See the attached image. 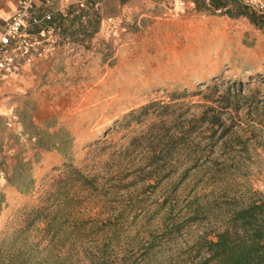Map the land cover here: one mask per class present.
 Listing matches in <instances>:
<instances>
[{"label": "rangeland", "instance_id": "374dc122", "mask_svg": "<svg viewBox=\"0 0 264 264\" xmlns=\"http://www.w3.org/2000/svg\"><path fill=\"white\" fill-rule=\"evenodd\" d=\"M97 3L94 32L0 88V264H192L264 199V31L186 0ZM69 133L66 159L37 146ZM68 165L93 184L53 198Z\"/></svg>", "mask_w": 264, "mask_h": 264}, {"label": "trees", "instance_id": "16d2710c", "mask_svg": "<svg viewBox=\"0 0 264 264\" xmlns=\"http://www.w3.org/2000/svg\"><path fill=\"white\" fill-rule=\"evenodd\" d=\"M194 5L197 12L215 14L220 12L230 18H245L257 29L264 31V13L241 0H186ZM99 0H84V6L76 4L69 7L64 13H52L42 6L35 15L39 17V23L31 25L30 32L37 31L40 27L53 26L58 42L63 39L75 40L74 35L89 36V31L96 30L99 16L93 7ZM50 13V19L45 20L43 14ZM82 17H85L84 19ZM73 30H72V29ZM72 30V31H71ZM63 38V39H62ZM82 40V39H81ZM208 89L211 86L206 85ZM164 108V106H161ZM146 108V107H145ZM143 110V109H141ZM133 114V113H131ZM216 118V116L214 117ZM39 148H45L40 139L37 140ZM62 150V147H61ZM62 152H64L62 150ZM66 157L68 153L64 152ZM59 187L53 198L60 199L64 191L70 185L77 184L80 187H91L93 180L83 176L77 169L68 165L65 177L58 181ZM31 190L29 185L26 192ZM45 207L34 210L35 219H48ZM77 223V221H74ZM57 214L48 219L47 232L51 235L59 230ZM74 225V224H73ZM53 237V236H51ZM198 253H202L201 259L192 264H264V199L253 202L235 211L228 225L215 235V240L200 237L195 242ZM96 264V263H95Z\"/></svg>", "mask_w": 264, "mask_h": 264}, {"label": "built area", "instance_id": "2783aa9c", "mask_svg": "<svg viewBox=\"0 0 264 264\" xmlns=\"http://www.w3.org/2000/svg\"><path fill=\"white\" fill-rule=\"evenodd\" d=\"M242 1L248 5L256 2ZM42 3L43 0H17L14 12L5 22L4 30L0 34V88L8 81L19 79L26 65L43 57L58 45L53 26L40 27L35 32L29 30L31 25L40 22L34 13ZM50 16L48 12L43 14L45 20H49Z\"/></svg>", "mask_w": 264, "mask_h": 264}, {"label": "crops", "instance_id": "0c3cea01", "mask_svg": "<svg viewBox=\"0 0 264 264\" xmlns=\"http://www.w3.org/2000/svg\"><path fill=\"white\" fill-rule=\"evenodd\" d=\"M72 2H76L77 4H80L81 6H84V0H57L55 1V9H59L62 10L66 4L72 3ZM17 5V0H0V34L2 33V31L4 30L5 27V22L7 20V18L14 12L15 8ZM43 60V59H42ZM52 59L47 60L48 62H51ZM2 87H7L6 84H3ZM52 115H49L45 112L44 107L41 106L39 107V109H37V112L34 113V115L32 116V121L34 124L43 126L45 124H47L48 122H50L52 120ZM58 127H55L54 129L48 128L50 132H53L52 130H56ZM56 132V131H55ZM52 133V134H55ZM71 133H69V135H67L63 140H56L52 143V145L48 148H39L41 150H45L47 152H51L54 151L55 154H53V160H55V162L60 161L61 159H66V155L64 152H62L61 147L62 145L67 142L70 138H71ZM35 136L32 137V140H35ZM39 139V138H38ZM1 182V179H0ZM15 190H18V192L23 193L26 191V189L24 188H20V187H15Z\"/></svg>", "mask_w": 264, "mask_h": 264}]
</instances>
